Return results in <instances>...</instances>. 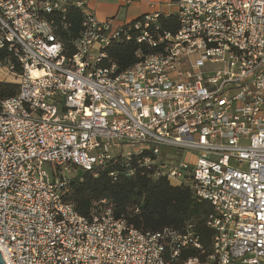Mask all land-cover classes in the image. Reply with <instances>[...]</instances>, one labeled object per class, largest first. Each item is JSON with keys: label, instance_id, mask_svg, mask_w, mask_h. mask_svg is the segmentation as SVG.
<instances>
[{"label": "built area", "instance_id": "built-area-1", "mask_svg": "<svg viewBox=\"0 0 264 264\" xmlns=\"http://www.w3.org/2000/svg\"><path fill=\"white\" fill-rule=\"evenodd\" d=\"M92 1L0 0V70L11 76L0 81L19 84L0 97L6 263L264 264V0H170L179 28L165 34L158 11L115 25ZM69 3L86 14L72 55L51 18ZM133 29L161 51L124 71L104 65ZM145 151L158 175L212 204L205 259L190 254L207 252L193 224L146 232L105 200L85 216L66 199L79 171Z\"/></svg>", "mask_w": 264, "mask_h": 264}, {"label": "trees", "instance_id": "trees-1", "mask_svg": "<svg viewBox=\"0 0 264 264\" xmlns=\"http://www.w3.org/2000/svg\"><path fill=\"white\" fill-rule=\"evenodd\" d=\"M51 18L55 20V31L63 43L64 52L67 55L74 54L76 41L84 29L85 12L69 3L64 13H54ZM136 19L140 20L142 16ZM156 25L161 34L175 33L179 28L177 13H160ZM149 30L155 37L158 36L153 28ZM139 32L133 29L130 39L117 40L108 45L103 64H116L118 71H124L145 55L161 51V46L151 47L138 42ZM20 69L17 66V70ZM18 88L16 82L0 81V97H11ZM146 156L155 157L148 151L130 157L117 155L93 170L80 171L69 179L66 199L85 216H91L101 209L105 200L118 218L146 232L165 228L184 230L193 224L207 252L201 254L200 251H191L190 254L205 259L211 251L214 235L213 229L207 225V219L213 211L212 204L195 197L189 186L173 184L166 176L158 175L155 164L143 162Z\"/></svg>", "mask_w": 264, "mask_h": 264}, {"label": "crops", "instance_id": "crops-1", "mask_svg": "<svg viewBox=\"0 0 264 264\" xmlns=\"http://www.w3.org/2000/svg\"><path fill=\"white\" fill-rule=\"evenodd\" d=\"M88 9L98 20H113L115 25L135 20L146 13L170 14L176 11L170 0H133L129 4L124 0H94L88 4Z\"/></svg>", "mask_w": 264, "mask_h": 264}, {"label": "rangeland", "instance_id": "rangeland-1", "mask_svg": "<svg viewBox=\"0 0 264 264\" xmlns=\"http://www.w3.org/2000/svg\"><path fill=\"white\" fill-rule=\"evenodd\" d=\"M11 76L7 73V72H4V70H0V78H10ZM137 146H135V147H131V148H129V150H133V149H135ZM162 150H163V153H165V152H168V153H170V154H174L175 153V151L176 150H174V149H170V148H166V147H163L162 148ZM80 172V171H79ZM66 175H68V174H66ZM73 174H71L70 176H72Z\"/></svg>", "mask_w": 264, "mask_h": 264}, {"label": "water", "instance_id": "water-1", "mask_svg": "<svg viewBox=\"0 0 264 264\" xmlns=\"http://www.w3.org/2000/svg\"><path fill=\"white\" fill-rule=\"evenodd\" d=\"M0 264H7L4 257H3L1 250H0Z\"/></svg>", "mask_w": 264, "mask_h": 264}]
</instances>
